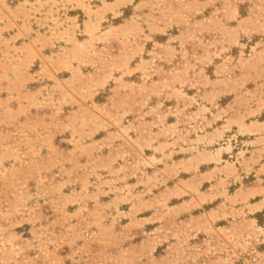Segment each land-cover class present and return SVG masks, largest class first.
Wrapping results in <instances>:
<instances>
[{"label": "rangeland", "instance_id": "374dc122", "mask_svg": "<svg viewBox=\"0 0 264 264\" xmlns=\"http://www.w3.org/2000/svg\"><path fill=\"white\" fill-rule=\"evenodd\" d=\"M255 121L264 0H0V264H264Z\"/></svg>", "mask_w": 264, "mask_h": 264}, {"label": "crops", "instance_id": "0c3cea01", "mask_svg": "<svg viewBox=\"0 0 264 264\" xmlns=\"http://www.w3.org/2000/svg\"><path fill=\"white\" fill-rule=\"evenodd\" d=\"M252 128H257L259 131L262 130L261 132H258V134H253L251 133L252 135H257L255 137V141L258 142V141H264V123L263 122H259V121H255V122H251L249 125H246V129L249 131L250 129ZM264 168V163H262L258 170L260 171L261 169Z\"/></svg>", "mask_w": 264, "mask_h": 264}]
</instances>
